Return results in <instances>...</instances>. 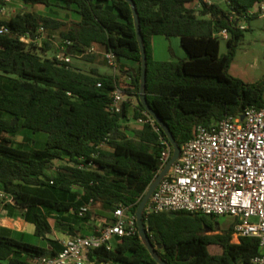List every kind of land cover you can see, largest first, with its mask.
Returning a JSON list of instances; mask_svg holds the SVG:
<instances>
[{"label":"trees","instance_id":"obj_1","mask_svg":"<svg viewBox=\"0 0 264 264\" xmlns=\"http://www.w3.org/2000/svg\"><path fill=\"white\" fill-rule=\"evenodd\" d=\"M21 1L32 7L75 6L81 20L69 23L34 11L17 14L9 22L0 20V26L10 30L0 34V190L14 200L0 201V218L21 216L51 245L17 239L12 229L0 225V264H39L42 257L59 253L60 242L48 238L52 218L61 232L78 236L81 222H112L96 212L98 207L113 214L124 206L136 215L159 174L160 135L169 140L162 129L159 135L148 124L128 125L132 108L135 120L147 112L140 101L142 54L129 2ZM134 1L148 58V103L181 147L200 125L211 128L249 106L264 108V81L247 83L230 74L248 31L237 29L231 16L263 0H229L226 8L205 0ZM40 27L50 37L71 41L73 59L95 62L96 55L79 58L77 53L96 44L117 56L120 69L122 60L135 62L136 71L128 74L130 84L122 75L97 68L86 72L46 57L52 48L49 42L38 49L21 41L20 36L34 35ZM223 29L230 33L226 54H221L220 40L214 36ZM159 35L179 37L187 58L156 60L153 39ZM117 87L131 99L123 103L122 113L112 114L107 109ZM21 128L47 134L45 147L31 151L13 145L10 136ZM215 218L183 211L144 220L168 264H248L262 254L260 239L244 237L233 243L234 223L218 233ZM90 256L105 264H158L138 232L116 239L113 250L102 247Z\"/></svg>","mask_w":264,"mask_h":264},{"label":"built area","instance_id":"obj_2","mask_svg":"<svg viewBox=\"0 0 264 264\" xmlns=\"http://www.w3.org/2000/svg\"><path fill=\"white\" fill-rule=\"evenodd\" d=\"M12 1L0 0V18L6 17L2 21L9 22L13 18ZM205 1L212 4L211 0ZM257 18H264V0L242 14L234 13L231 22L237 29L246 31ZM9 31L6 25L0 26V34ZM214 36L220 41H228L230 33L223 29ZM55 38L57 35L50 37L42 27L34 35L20 36L23 43L38 49ZM72 45L71 41L60 39L55 44L53 55L49 57L47 54L46 57L71 64L74 58L69 53ZM98 54L104 57L115 77L121 75L117 56L113 52L102 51L96 44L77 53V56L83 58ZM130 99L124 89L117 87L112 92L108 112L122 113L123 103ZM137 123L148 124L156 133H161L162 128L149 112L139 117ZM160 145L158 173L170 160L173 148L161 135ZM0 201L14 203L13 197L4 190H0ZM85 211L87 208L83 209ZM183 211L234 217L232 242L239 243L244 237L260 239L262 254L248 264H264V108L249 106L241 114L226 117L211 128L200 125L195 129L193 138L181 147L180 158L153 193L144 218ZM137 232L136 215L120 206L113 212L112 222L100 223L91 236L64 237L60 240L61 251L54 256L42 257L39 264H105L99 263L95 256L91 259V252L102 247L113 250L114 240L134 236Z\"/></svg>","mask_w":264,"mask_h":264},{"label":"rangeland","instance_id":"obj_3","mask_svg":"<svg viewBox=\"0 0 264 264\" xmlns=\"http://www.w3.org/2000/svg\"><path fill=\"white\" fill-rule=\"evenodd\" d=\"M211 2L214 4H219L223 8H226V4H228L227 0H211ZM31 7L32 6H27L28 9H20L19 14L31 11L37 13L39 12L37 8ZM55 7L61 8L60 5H56ZM249 27V30L245 32V37L237 49L236 57L230 68V74L247 83H256L259 81H264V18H257L253 20L250 23ZM59 41L60 38L57 37L53 39V42H50L52 44V48L48 52L49 57H51L56 51L55 44ZM155 43L157 50L159 51V59H161V61H178L180 59H184V57L186 56V52L181 45V40L179 37L168 38L164 36H158L155 39ZM170 49H172V52H170ZM220 52L221 54L227 53V41L223 39L220 41ZM96 56V61L91 62L94 65H91L89 64V62L80 59H73V65L75 67H82L81 69L86 72L97 68L99 70L102 69L105 74H110L112 72V69L107 65L104 57L101 54H98ZM123 61L124 60H122V62ZM133 103L136 104V101L134 100ZM128 125L132 128H137L140 126V124L137 123V120H135L133 117V108L130 111ZM10 138L13 145H15L16 147L31 151L42 149L43 147H45L48 139L47 134L45 133L34 134L33 132L25 128H21L17 134L10 136ZM56 165H59V163L56 162ZM100 213L102 215L105 214V216H111V212H105L102 210ZM17 218L24 220L21 216H18ZM234 221V217L227 215L216 217L213 220V224L215 230L218 233H222L226 232L234 223ZM51 224L53 230L52 233L49 234V236H53V240L60 242V239H56V236L61 232V230L58 229V226L53 218L51 220ZM26 241L35 244H39L41 242L36 237L27 239ZM115 243L116 240L113 241V245H115Z\"/></svg>","mask_w":264,"mask_h":264},{"label":"crops","instance_id":"obj_4","mask_svg":"<svg viewBox=\"0 0 264 264\" xmlns=\"http://www.w3.org/2000/svg\"><path fill=\"white\" fill-rule=\"evenodd\" d=\"M55 6H56V3L54 6H51L48 8H43V7H39V6H35V7H31V8H37L39 11L38 14H41V15H44L47 17H51L54 19H60V20H63V21L69 22V23L80 22L81 16L76 11L75 6H72L71 8H68V9L65 8L62 4L60 5L61 8H56ZM11 8L13 10L12 17H15L17 15V13L20 11V9H28L27 6L21 0H13L12 4H11ZM5 18L6 17H2L0 19L4 20ZM156 37H158V36H155L153 39L154 57L156 60L161 61V59H159V51L157 50L156 43H155ZM170 52H172V49H170ZM186 58H187V53H186V56L184 57V59H186ZM89 64L94 65L91 62H89ZM121 64L124 65V69H121V75L124 76L122 81L130 84L131 77L128 74H129V72L134 73L138 66L135 62L129 61V60H124ZM78 67L82 68L80 66H78ZM100 72L104 73L102 69L100 70ZM110 74H112V72ZM101 211H102V209L100 207L96 208L97 213H100ZM109 217L112 218L113 214L111 213V216H109ZM100 223H104V221L92 219L90 221L81 222L79 227H78V229H79L78 234L81 236H91L95 233V230ZM0 225L12 229L13 230V236L17 239H22V240L26 241L27 239H32L33 237H36L41 242L39 244H35V243H32V244L39 245V246L46 247V248L51 247V245L48 241L43 240V239H41L35 235V226L31 223L26 222L25 220L18 219V218L10 219L8 217H4L3 215H1ZM68 235H70V234L60 232L57 234L56 239L61 240ZM48 238L54 239L53 236L50 237L49 235H48ZM26 242H28V241H26Z\"/></svg>","mask_w":264,"mask_h":264},{"label":"water","instance_id":"obj_5","mask_svg":"<svg viewBox=\"0 0 264 264\" xmlns=\"http://www.w3.org/2000/svg\"><path fill=\"white\" fill-rule=\"evenodd\" d=\"M129 2V4L132 6L133 12H134V18H135V26H136V32L138 41L140 44L141 54H142V66H141V89H140V101L145 107L146 111L149 112L154 119L157 121V123L160 125L164 133L167 135L169 142L171 143L173 147V155L164 167V169L156 176L155 180L147 190L144 198L139 204V207L136 212L137 217V223H138V233L147 246L148 250L150 251L151 255L155 259V261L158 264H168L159 254V251L155 247L154 243L152 242L149 234L148 229L145 224L144 220V211L153 195L157 187L159 186L160 182L163 180V178L169 173L172 166L178 161L181 155V146L178 144L177 140L175 139L171 129L169 126L153 111L151 106L148 103L147 98V75H148V58L146 53V48L143 40V35L141 31V24H140V18L139 13L137 10V6L134 0H126ZM18 120H15L13 122V126L17 124Z\"/></svg>","mask_w":264,"mask_h":264}]
</instances>
